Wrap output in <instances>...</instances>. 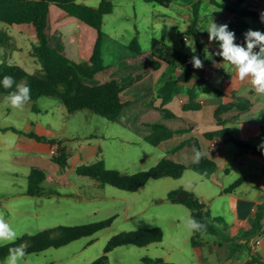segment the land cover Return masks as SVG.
I'll return each instance as SVG.
<instances>
[{"label": "rangeland", "instance_id": "374dc122", "mask_svg": "<svg viewBox=\"0 0 264 264\" xmlns=\"http://www.w3.org/2000/svg\"><path fill=\"white\" fill-rule=\"evenodd\" d=\"M80 1L91 6H97L100 2ZM111 1L114 5L113 11L104 15L101 27L104 33L102 58L107 68L90 82L97 83L98 79L101 81L109 73L110 77L119 78L120 74L116 71H142L150 61L153 37L183 50L180 40L186 20L178 17L177 22H152V12L155 9L179 16L172 7L165 8L147 0ZM204 1L201 14L209 13V9L205 11L206 4L210 5L209 0ZM186 2L187 0H180L179 3ZM61 22V32L58 35L51 31L48 34L50 45L56 48L62 41L68 46V53L72 55L77 50L70 41L74 36L76 45L80 42L81 51L78 49L72 59L88 60L96 30L67 13L54 9L52 30ZM18 31V25L0 21V64H18L30 73L40 71V64L32 50L36 38L29 31L18 37ZM134 37H137L143 53L140 58L128 47ZM188 44L191 42L185 44V52L192 56ZM139 60L140 62H137ZM33 105L39 109L38 112L32 109ZM27 117L36 118L46 126H51L57 131V138H64L63 142L67 138L78 136L79 140L98 144L102 150L101 158L108 169L136 173L149 169L165 154L161 148L144 140L138 128L121 121H110L91 110H79L69 114L58 99L48 96L29 100L22 108L14 109L7 104L5 97L0 96L1 125L14 124L24 128ZM64 133L66 136L63 137ZM16 140L17 134L10 132L7 134V146L3 147L0 143V215L4 216L20 236L34 235L60 225L88 224L113 217L109 227L92 235L78 238L63 246L26 253L22 264H89L104 253V248L113 235L121 231L156 226L163 231L160 243L146 247L131 244L115 247L107 253L110 264H145L142 262L144 256L162 258L167 264H194L197 253L191 243L192 235H189L184 226V218L190 215L189 209L166 199L168 192L174 190L177 183L192 184L194 179L197 182L193 172H184L179 180L151 179L133 192L108 184L98 187L91 178L71 172L67 176H60L58 180L73 182V187L59 185V181L55 180H44L41 185L53 190L56 188L61 193L72 192L76 196H60L56 190L57 195L31 196L26 194L29 169L16 160L17 153L12 148ZM71 164L72 161L68 158V165ZM77 189L83 197L77 196ZM218 202L219 205L228 206L227 198H221L210 205L208 203L212 216H222L228 220L229 213L226 217L215 213L214 207ZM214 224L217 225V233H205L204 238L212 243L223 242L226 238L224 233L227 235V231L221 224ZM5 258H0V264H3Z\"/></svg>", "mask_w": 264, "mask_h": 264}, {"label": "trees", "instance_id": "16d2710c", "mask_svg": "<svg viewBox=\"0 0 264 264\" xmlns=\"http://www.w3.org/2000/svg\"><path fill=\"white\" fill-rule=\"evenodd\" d=\"M153 1L158 5L169 8L174 0H147ZM210 12L201 16L199 9L201 0H191L192 13H185L182 17L188 21L187 27L183 32L185 38L191 36L194 44L200 53L204 52V44L201 35L207 34V29L211 22L217 25L221 24L222 16L226 11L233 12L236 16H251L259 18L260 13L251 5L242 6L245 0H209ZM55 6L68 15L87 24L96 30V38L92 47V52L88 60L76 61L69 57L62 44L56 48L49 43L48 34L50 32L51 7ZM114 5L111 0H100L97 6H91L80 0H0V21L10 25H29L32 27L36 44L32 47L33 54L40 64V71L28 72L18 64L1 63L0 81L3 77L12 76L16 83H23L30 87V101H34L42 96H48L58 99L64 106L67 113L72 114L79 110H91L94 113L110 120L115 121L123 111L127 101L122 100L121 93L147 76L156 71L162 65V62L168 64L177 74L167 80L160 88L159 95L162 98V105L168 102L176 90L179 82H187L192 78L202 80V77L193 73L194 68L191 63V55L175 49L159 38L153 37L151 40L150 53L152 61L150 67L144 69L124 82L115 78H110L99 83L90 82L101 71L106 70L102 58V39L103 31L101 29L105 14L113 11ZM176 16L165 13L161 10H153V23L177 22ZM232 25L231 23H228ZM264 29V23H263ZM128 47L141 57L142 50L137 37H134ZM138 58V57H137ZM210 88L217 96L228 97L229 100L221 103L216 111L215 117L218 129L206 132L208 138L218 136L226 141L235 143L238 147L251 151L264 158V149L261 146L252 144L249 141L234 137L229 128L225 126L226 122L220 115L240 106L242 99L235 93L226 91L209 84ZM15 90V84L11 89H4L0 84V96L6 97L11 91ZM189 101L183 104V109H195L200 106L195 102V89L189 90ZM33 110L38 112L34 105ZM159 110L165 115L171 117L174 114L163 106ZM150 132L145 135L144 140L156 146L161 141L172 138L176 135L187 132L188 129H172L162 123L155 122L149 124ZM11 130L26 133L23 130L10 127ZM37 140H48L50 144L55 143L54 139L40 136L34 132L26 133ZM61 169L68 167L67 150L62 145H57L56 153L51 155ZM217 169V164L210 158L202 156L199 162L183 163L175 161L168 157H162L158 162L147 170L136 173H125L116 169H108L102 158L91 163L80 164L75 168V172L80 176H86L95 181V185L100 187L108 184L124 191H136L146 184L148 180L160 178H180L186 171H193L202 176H210ZM46 179L45 172L39 167H32L27 175L26 194L31 196H44L56 194L52 188L43 187L41 184ZM244 177L235 180L231 185L225 188V192H230L239 186ZM185 193L187 196L180 198L178 195ZM166 199L172 203H179L187 206L191 210V217L206 225V230L192 234L191 243L193 246H202L205 240V233H217V222L223 228L232 227L241 228L238 225L229 224L221 216H212L211 210L207 204L202 202L192 191H184L181 188L168 192ZM113 217L106 220L92 222L88 224L72 226H56L42 230L34 235L24 234L15 241L13 245L0 247V258L8 255L10 247L24 245L26 253L40 252L49 247H59L70 243L78 238L89 236L99 230L105 229L112 224ZM264 223V202L258 203L253 214L249 229L242 230L243 237L259 235L262 232ZM163 238V231L160 227L138 228L135 230L121 231L113 235L107 242L104 253L89 264H110L107 253L115 247L131 244L138 247H146L151 244L160 243ZM256 264H264L261 260L253 256ZM142 262L145 264H161L162 258L144 256Z\"/></svg>", "mask_w": 264, "mask_h": 264}, {"label": "crops", "instance_id": "0c3cea01", "mask_svg": "<svg viewBox=\"0 0 264 264\" xmlns=\"http://www.w3.org/2000/svg\"><path fill=\"white\" fill-rule=\"evenodd\" d=\"M179 2L180 0H174L169 7H172L179 15L176 17L183 18V14L192 13L191 0H187L184 4ZM204 2V0H201L200 3L199 12L201 16L208 14H201ZM248 4L259 13L264 11V0H245L242 6ZM210 7V5L206 4L205 11L209 9L210 12ZM54 9L62 10L55 6L51 7L50 31L58 35L61 32L60 25H62V22L52 30V14ZM222 21L221 24H227L229 30L235 33V42L238 44H243V34L248 29L259 30L264 33L263 23L260 22L259 18L236 16L233 12L226 11L222 16ZM187 24L188 21L185 23L184 30ZM18 26L19 31L16 34L17 36H24L25 31H29L35 37L31 26L25 24ZM10 37L12 38V36ZM182 38H184V35ZM201 40L204 44V52L200 53L194 44L196 49L195 55L199 56L204 66L202 69H194L193 73L202 77V80L199 81L196 78H192L187 82H179L170 100L162 105L159 88L177 74L168 64L162 62L159 69L135 82L121 93L122 100L127 101V104L115 121H121L138 128L143 139L151 130L149 124L155 122L162 123L172 129H188L187 132L163 140L156 146L161 148L165 153L164 157L183 163L193 162L194 153L200 151L202 156L212 159L217 164V169L207 177L193 171H186L193 172L196 176L194 178H197V182L193 178L194 182L192 184L188 182L185 184L177 183V187L174 190L181 188L184 191H192L207 205L208 203L210 205L216 201H220L221 198H227L228 206L219 205L218 202L214 207L215 213L224 217L229 213V216H227L229 217L228 220L224 219L229 224L242 227V229L238 227L226 229L227 235L224 233L226 238H224L223 242L214 241L212 243L204 240L202 246H193L194 251L197 253V259L193 261L194 264H256L252 259L253 256L264 260V223L262 232L259 235L243 237L242 230L249 229L255 212L254 209H256L258 203L264 202V158L218 136L208 138L205 133L220 127L217 124L215 111L221 103L229 100L228 97L214 94L209 85L213 84L227 93H235L242 99L240 106H235L220 115L222 119L227 121L225 126L229 128L230 133L238 139L249 141L264 149V96H257L249 91V82L247 80L240 81L235 74L234 68L224 69L219 67L220 64L224 63L221 57L214 55L219 50V45L216 41L208 40V33L201 35ZM70 41L74 44L75 50H80V42L76 45L77 42L74 36ZM180 42L183 45V50L179 48L178 50L184 53H186L185 44L188 42L194 43L191 36L186 37L184 42L182 40ZM60 44L64 46L69 57L72 58V55L77 53L76 50L74 54L70 55L68 53V46L62 43V41ZM172 47L175 48L174 46ZM17 49H19L18 46ZM253 51H258V48ZM207 54L210 56V59L206 58ZM149 59L150 61L144 69L150 67L152 61L151 55ZM129 61L131 62V60ZM137 62H140V60ZM116 72L120 74L119 78L110 77L109 73L101 81L98 79L97 83L110 78L124 82L140 71ZM191 88L195 89L194 100L200 106L195 109L184 110L183 104L189 101V90ZM160 106L170 110L174 116L169 117L165 115L159 110ZM10 127L18 130L22 129L26 133L34 132L40 136L48 137V139H54L55 143L53 144H59L66 148L68 158L72 161V164L68 165L67 171L61 172L60 166L52 160L49 154V148L52 144L48 140H37L26 133L13 131ZM10 132L17 134V140L12 147L17 153L16 160L29 169V172L32 167L41 168L46 173L45 180L59 181V185L65 184L73 187V182H65L64 180H58V178L75 172V168L80 164L91 163L100 159L102 155L101 147L98 144L88 140H79L78 136L67 138L63 142L64 138L56 137V130L51 126H46L41 121L36 120V118L27 117L24 128H20L14 124H0V143L3 147L7 146V134ZM62 135L64 137L66 133ZM240 177H244V181L232 191L225 192V188ZM180 178L172 179L179 180ZM54 189L60 196H76L72 192L61 193L60 190ZM76 191L78 193L77 196L83 197L79 189ZM187 209L189 208L187 207ZM189 212L191 216L190 209ZM163 248L164 246H162ZM161 264L167 263L163 261Z\"/></svg>", "mask_w": 264, "mask_h": 264}, {"label": "clouds", "instance_id": "9594fccd", "mask_svg": "<svg viewBox=\"0 0 264 264\" xmlns=\"http://www.w3.org/2000/svg\"><path fill=\"white\" fill-rule=\"evenodd\" d=\"M260 22L264 23V11L260 13ZM208 40L216 41L219 50L214 53L215 56L222 58L224 63L219 67L224 69L234 68L235 74L240 81L249 82V91L257 96H264V33L259 30L248 29L244 34L243 44L236 43V36L229 30L227 24L217 25L211 22L207 29ZM193 55L189 61L194 69H202L203 61L195 55L196 49L194 43L188 44ZM258 51H253L257 49ZM206 58L210 59L207 54ZM4 89H11L15 84V90L11 91L5 97L7 104L14 109H20L30 100L31 89L23 83H16L12 76H4L0 81ZM202 153L196 151L193 156V162H199ZM184 226L189 235L206 230V225L192 218L190 215L184 218ZM20 238V234L0 215V247L13 245ZM26 255L24 245L10 247L8 255L3 264H22Z\"/></svg>", "mask_w": 264, "mask_h": 264}, {"label": "built area", "instance_id": "2783aa9c", "mask_svg": "<svg viewBox=\"0 0 264 264\" xmlns=\"http://www.w3.org/2000/svg\"><path fill=\"white\" fill-rule=\"evenodd\" d=\"M56 149H57V145L56 144H52L50 145V148H49V154L50 155H53L56 153ZM255 210V209H254Z\"/></svg>", "mask_w": 264, "mask_h": 264}, {"label": "water", "instance_id": "95a60500", "mask_svg": "<svg viewBox=\"0 0 264 264\" xmlns=\"http://www.w3.org/2000/svg\"><path fill=\"white\" fill-rule=\"evenodd\" d=\"M178 196H179L180 198H184V197H186L187 195H186L185 193H180Z\"/></svg>", "mask_w": 264, "mask_h": 264}]
</instances>
